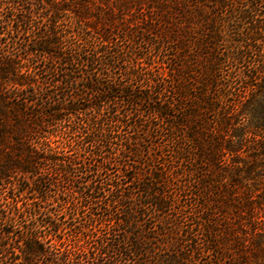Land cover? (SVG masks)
Segmentation results:
<instances>
[{
  "label": "trees",
  "instance_id": "16d2710c",
  "mask_svg": "<svg viewBox=\"0 0 264 264\" xmlns=\"http://www.w3.org/2000/svg\"><path fill=\"white\" fill-rule=\"evenodd\" d=\"M118 155L79 201L121 226L88 228L117 255L95 264H264V0H0V220L40 215L22 180L44 202L45 170L70 186ZM44 238L1 231L0 264H78Z\"/></svg>",
  "mask_w": 264,
  "mask_h": 264
},
{
  "label": "rangeland",
  "instance_id": "374dc122",
  "mask_svg": "<svg viewBox=\"0 0 264 264\" xmlns=\"http://www.w3.org/2000/svg\"><path fill=\"white\" fill-rule=\"evenodd\" d=\"M97 159L99 161L101 160L99 157ZM123 161V158H121L119 155L116 157L113 156L110 163L106 164L108 169L104 168L105 166H103L102 168L99 167L98 170V163H94L92 160L91 163H94L93 168L98 170L97 176L93 178V175L91 174H88L87 176L78 175L76 177V183L70 186L65 185L62 183V181H60L61 174H59L57 170L52 168L45 170V177L49 178V181L52 182V185L48 184L49 191L47 192V200L44 202L38 200V198L41 196V193H34L30 188V184L22 180L20 185L25 187L26 193L22 196H18L19 207L21 210L27 208L30 206L29 203L33 201V205L41 207L40 215H38L37 219L34 220L28 218L26 214H23L22 216L15 217L13 219V223L9 218L7 220H0V232L7 229H12L13 237H15L24 228L28 226L35 227L38 233L45 235V241H49L52 245H54V248H56L54 251L57 254L56 256L60 255L59 251L69 249L71 251L67 252V256L71 260H74V263L78 264H95L96 260H94V258L96 257L100 259L99 261L115 259L117 255H115V251L109 247H105L103 250H101L102 254L100 255V246L98 247L99 244H96V242H87V237L85 234L87 233L88 228H91L93 233L92 238L94 240L97 239L98 243L100 240L104 239V237H108L110 240H121V226L112 225L111 223L108 224L107 220H104V218L99 219L96 221V223L88 221V219L84 216H87L86 212L88 210L86 211V208L80 206L79 201H81L82 195H86L91 192L98 181L103 182V184L99 187L103 188L105 194L108 195V192L110 191L109 189H111L110 186L107 185L110 183L109 178H112L118 173L120 167L119 165H121ZM30 179L31 178H29V180ZM126 191L127 190H125V193ZM12 194H14L13 191H9L6 187L0 186V212L2 211V214L12 211V204L10 203ZM75 203L77 204L75 205ZM72 205L80 208L77 209L78 213L76 210H70V208L73 207ZM95 208L98 207L95 205L91 207L95 213L101 214V212H96L97 210H95ZM110 209H113L112 206ZM104 213L105 212H103V214ZM53 220L58 223L56 224L55 229L59 228V231L57 230L56 233L49 235L51 231L49 230L48 222ZM144 225L145 227H149L153 224L151 220H146ZM99 235L101 236L100 239L97 238ZM148 235H153V233L150 232ZM156 247L157 248H155V251H158L156 250L159 248L157 243ZM158 257L160 256L157 252L156 255H154V258ZM119 258L120 257H118V259ZM70 263L73 262L71 261ZM117 264H133V262L131 257L122 256Z\"/></svg>",
  "mask_w": 264,
  "mask_h": 264
}]
</instances>
